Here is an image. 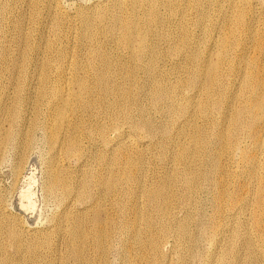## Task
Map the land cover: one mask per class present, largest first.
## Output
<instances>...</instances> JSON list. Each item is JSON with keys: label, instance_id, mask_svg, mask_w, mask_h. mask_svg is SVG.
<instances>
[{"label": "bare ground", "instance_id": "bare-ground-1", "mask_svg": "<svg viewBox=\"0 0 264 264\" xmlns=\"http://www.w3.org/2000/svg\"><path fill=\"white\" fill-rule=\"evenodd\" d=\"M252 1H232L233 16L228 20L221 49L208 54V62L213 63H195L186 76L155 69L156 45L148 43L147 37L152 33L163 37V33L157 27L153 0H130L128 4L131 11L137 2L146 4L145 28L137 19H123L98 5L80 12V37L91 46L87 71L79 61L68 66L65 49L56 51L55 60L42 59L43 39L30 41L32 35L23 21L12 22V43L20 48L21 58L11 55V44L0 45V168L10 155L11 174L16 181L32 150L34 133L42 130L49 151L41 187L45 196L55 198L59 208L45 227H4L1 221L6 215L5 195L0 189V234L5 235L9 250L4 264H112L109 255L114 249L117 264H171V251L166 255L163 252L170 236L174 239L172 250L177 247L173 264H189L190 250L205 236L206 226L187 211L181 217L173 214L167 188L174 183L182 184L183 203L188 208L196 205L198 195L212 185L210 202L217 215L212 233H228L232 241L241 231L245 264H264V65L259 67L255 63L259 57L253 58L259 45L255 41L259 19ZM14 5L13 1L0 2V15ZM203 16L199 13L198 19ZM97 22L102 25L96 27ZM105 35L128 46L132 56L143 57L140 65L126 69L112 65L109 54L95 40ZM170 40L167 55L187 57V29L181 26L179 35ZM226 47L238 52L228 73L223 70ZM252 48L256 50L248 60ZM192 54L196 56V51ZM239 60L241 63L235 65ZM178 71L180 66L172 70ZM165 108L180 120L168 128L161 122L152 125L150 109L165 112ZM200 115H207L204 127L196 123ZM177 124L176 133L183 142L172 159L181 167L167 172L158 184L144 187L140 179L141 157L127 154L122 158L118 146L130 136L150 140L159 136L163 139L154 146H162L173 138ZM150 140L147 146L153 144ZM247 142L249 152L245 150ZM88 146L95 147L96 153L88 152ZM86 162L96 168H88ZM239 162L243 163L245 181L237 187L240 192H229L226 178L231 175L229 169L239 171ZM233 164L235 169L231 168ZM214 172L225 177L217 181ZM33 183L30 177L22 186L23 198L30 199ZM123 192L143 197L135 203L122 204L118 197ZM140 200L148 212L139 217L137 225L133 221L127 227L128 215L134 214ZM32 204L23 207L32 208ZM192 223L198 230L195 233L190 229ZM225 250L211 255L207 262L200 261L223 264L220 256L232 253L231 248ZM228 264L236 263L231 259Z\"/></svg>", "mask_w": 264, "mask_h": 264}, {"label": "rangeland", "instance_id": "rangeland-1", "mask_svg": "<svg viewBox=\"0 0 264 264\" xmlns=\"http://www.w3.org/2000/svg\"><path fill=\"white\" fill-rule=\"evenodd\" d=\"M11 1L15 2V5L12 6L11 9L4 12V14L0 15V45L2 43L11 44V55L21 58L20 48L17 47V44L12 43L13 33L11 31L12 22L16 19H20L23 21L24 27L28 29L32 35L30 41L43 39L44 43L40 47L42 59L50 58L55 60L56 51L58 49H65L67 52V59L65 63L70 66L75 61H79L84 66L85 71L88 70L89 66L87 62V56L90 52L91 46L87 42L83 41L80 37V32L82 31L80 15L81 11H87L92 5H98L102 8H108L110 12L119 14L123 19H137L142 28L146 27L144 18L146 15L147 6L142 2H137L135 5V9L131 11L130 9H128L130 0H0V2ZM232 1L237 0H153V4L158 15L157 27L158 30L163 33V37H158L154 33L150 34L147 37L148 43H154L156 45V51L158 54L157 55L155 53L157 57L155 65L156 71H166L172 76H186V71L190 69L195 63L203 66L208 63L212 64V61L208 62V54L210 52L215 53L221 49L223 35L227 33L226 28L227 26H229L228 20L231 18V15L233 16V7L231 5ZM257 1L258 3H255ZM257 1L253 0L252 3L258 8V13L256 14V16L257 19H259L260 23L258 21L259 25L255 30V41L258 42L259 45L258 49L256 48L257 45H255V48L257 50L255 48H252V50H250L249 52V58H246L249 60L251 59V56H254L255 54V56L253 57L254 59L257 56L259 57L256 58L257 61L255 59L256 65L262 67L264 65V0ZM261 2L263 5L261 4ZM49 5H51V7ZM237 6L238 5H236V7ZM261 6H263V8ZM95 13L96 11L91 12V14ZM199 13L204 14L201 19H198ZM260 16L263 17V20H261L262 18ZM200 23L202 25L201 27ZM101 25V22L96 23V27H99ZM181 26L187 29L189 35L190 45L186 50L187 57L168 56L167 48L172 41L170 39L175 38L179 35V28ZM95 40L100 41L102 49L109 54L111 63L114 66H120L124 69L137 67L138 65H140V60L143 59V57L141 56H132L130 48L124 43L117 41L113 36H96ZM46 42L49 43V46H46ZM256 42L255 44H257ZM194 51H196V56L192 54ZM252 51L255 53L252 54ZM236 53L238 52L235 51V53H233L231 47H226V57L223 62V70L225 73H228L231 68V64L233 65L232 58H235L236 55L234 54ZM40 57L41 55H39V58ZM236 63L235 65H238L241 62L239 60ZM175 66H180V71L173 73L172 70ZM32 71L35 72L34 70ZM138 76L139 78H141L143 77V74L140 73ZM225 76L227 78H231L228 74H225ZM4 81L6 84H9V79H6ZM226 88H230V83L226 84ZM180 102H182V100H180ZM163 112L164 110L161 112L160 109L159 111L150 109L149 120L152 122V125L158 126L160 125L158 123L161 122V125H166V127L168 128L172 126L173 122L177 123L180 120H177L178 117L173 116L174 112L172 110L169 112V110H166L165 108L166 113ZM166 114H168L169 116ZM206 117L207 115L198 116V120L196 121L197 125L203 127L204 125L206 126V122L204 123ZM179 124H177L173 138L162 146H154V143L156 141L160 142L163 139L159 136H153L151 140L146 137L137 138L135 136H130L127 141L120 143V145L118 146L122 158L127 154L134 157L137 156L139 157V159L141 157L140 179L144 187L158 184L167 172L181 167L180 164L177 165L172 159L173 154L179 149L181 142H183V139L179 136V134L176 133ZM141 133H144V131H141ZM33 136L35 139L33 141L34 146L32 145V150L30 149L31 151H29V153L27 154L28 157L26 159L24 170L16 181L13 179L11 174L10 155H8L10 159L7 157L0 168V189L1 191H4V205H6V215H4V218L1 221V224L4 227L9 226L10 224L18 225L20 227L23 226V229L25 230L30 228L45 227L48 223V220L50 221L51 216H53L59 208L58 204H56L57 201H54L55 198H53L52 196H45L41 187L43 183L41 182L43 181V166H45L49 148L45 142V138L43 139L42 130H37ZM149 140L153 142V144L147 146L146 142ZM249 145L250 143L247 142L245 147L246 152H249V150L247 149H250ZM86 150L90 153H96V148L92 146H88ZM208 152L212 155L209 148ZM7 162L9 164H7ZM239 164L240 169L237 173H234L231 169H229L231 175L230 177L226 178V180L229 178L227 183L228 187L226 186L229 192H233L234 190L235 193L240 192L239 188L237 187L242 185L245 181V177L242 172L243 163L239 162ZM86 166L92 169L96 168L95 166L93 167V165L89 162H86ZM235 166L236 164H233L231 168L235 169ZM193 168L199 169V167L196 166H193ZM261 172L264 173V169H261ZM219 174L220 173L214 172L213 175L217 179V181L219 180L218 178L224 176L222 174ZM30 177L33 178L34 185H31L30 193L32 195H30V199L28 200L21 196V189H23V187L26 185V182L28 181V178ZM124 188L127 187L124 186ZM124 188L122 187L120 190ZM181 189V183L177 185H175L174 183L167 188L168 196L169 194L171 195L169 201L170 205L173 206V214L177 217H181L187 211L189 214L198 217L201 221L202 226H206V229L204 231V233L206 232L205 236L202 235V240L199 241L197 246L192 247L190 250L191 255L189 254V260H192L189 261L190 263H188L202 264L203 262H207L211 255L219 253L221 251L226 252L225 248L227 249L228 247L229 249L231 248V256H229V254L220 256V260L223 259L221 263H231L232 259L236 264H245V259L247 256L246 252L242 249L241 246L244 238L242 237L241 231L237 237L235 236L234 238H231L232 241H230V236L228 233H220V231L217 230H214V232L212 233L213 229L217 225V223H213V219L217 215L213 203L210 202L211 197L214 195L213 186L211 185L208 191L202 192L200 195H198V203L191 208H188L187 205H184L182 196L183 190ZM48 197L50 198L48 199ZM142 197L143 196L141 194L130 196L128 193L123 192L120 193L118 197L120 199H117L122 204H127L135 203V200H139ZM27 203H33L32 205L34 206L32 208H24L23 206H25ZM77 205L76 207L79 206ZM106 205H109V201L106 202ZM147 212V206L144 204L143 200H140V204L136 207L134 214L129 213L128 215L126 224L127 227H129L133 221H135V225H137L139 217L145 216ZM190 229L194 233L198 231L194 223L191 224ZM235 238L238 239L234 240ZM168 240L169 242L165 244L163 252L166 255L171 251V254L169 255L171 261H173L174 263L176 262L177 258V247L174 246L172 250L171 243H174V239L172 236H170ZM236 241L237 244L235 243ZM230 242H233L234 244ZM0 244L3 246V248L0 250V264H4V259L9 252L6 237L4 234H0ZM239 255H243L244 258H242L244 260ZM191 256L192 258L190 259ZM224 257L226 260L224 259ZM229 257L233 258L228 259ZM116 260L118 261V256L116 250L114 249L112 250L111 255H109V261L110 263L112 261V264H117L118 262ZM200 260H202L203 262ZM256 262L257 261H255L254 264ZM173 263L171 262V264Z\"/></svg>", "mask_w": 264, "mask_h": 264}]
</instances>
